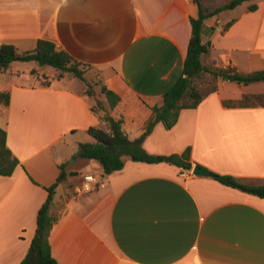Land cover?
Listing matches in <instances>:
<instances>
[{
	"label": "crops",
	"instance_id": "obj_1",
	"mask_svg": "<svg viewBox=\"0 0 264 264\" xmlns=\"http://www.w3.org/2000/svg\"><path fill=\"white\" fill-rule=\"evenodd\" d=\"M253 3L257 8L248 10ZM197 13L193 0H0V44L25 51L50 40L99 69L102 85L120 96L110 108L74 77L44 86L36 76L45 72L34 66L13 61L0 69V91L10 93L8 105H0V128L19 161L11 175H0V264L25 256L60 164L66 176L50 204L56 220L48 235L58 264H264V197L168 162L126 158L120 170L105 174L94 159L72 158L79 142L94 141L88 127L107 128L105 114L121 118L131 139L143 132L150 107L162 104L182 73L189 18ZM201 41L210 42L201 56L207 67L264 70V0L205 18ZM215 85L196 107L181 109L171 128L157 122L142 147L157 155L189 148L191 167L264 184V103H223L264 98V80L217 78ZM97 100L106 110L92 111ZM86 173L104 186L81 192Z\"/></svg>",
	"mask_w": 264,
	"mask_h": 264
},
{
	"label": "trees",
	"instance_id": "obj_2",
	"mask_svg": "<svg viewBox=\"0 0 264 264\" xmlns=\"http://www.w3.org/2000/svg\"><path fill=\"white\" fill-rule=\"evenodd\" d=\"M244 1L247 0H229L212 10H208L202 7L201 0H193L197 5L198 13L196 17L189 18L191 36L187 46L182 73L173 85L163 93L162 104L150 107L151 115L143 132L138 137L131 139L121 128V118H114L109 114H105L103 119L106 122L107 128L104 129L98 126L88 127L86 131L94 141L79 142L77 152L72 158L94 159L99 162L105 174L120 170L126 158L147 163L168 162L189 170L191 168L189 148H186L181 154H149L143 149L142 142L157 122H161L167 129L171 128L176 123L181 109L196 107L206 94L216 89V85H214L210 89L201 92L194 83L196 79L202 77L205 73L211 74L214 78L242 84L264 80V70L241 73L233 67L210 68L203 65L201 61V56L208 53L210 47V42L203 43L201 41L203 20L220 11L232 9ZM256 8L257 5L255 3L248 6V10L250 11ZM234 20L228 21L224 25L223 30H226ZM13 61H34L39 66H51L54 74L51 77H47L46 75H42L41 77V85L44 86H48L52 80L64 76L84 81L82 67H88L47 39H38L33 49L25 51L18 50L15 45L10 43L0 44V69H8ZM86 93L94 95L88 89ZM100 95L104 96L110 108H113L120 100L119 95L104 85L100 88ZM9 99V91H0V105H8ZM223 103L228 106H252L263 104L264 98L261 94L243 95L240 100H226ZM98 109L106 110L99 100L92 107V111L96 112ZM18 162V159L7 146L6 131L0 128V175H11ZM59 169L60 172L56 181L50 186L45 187L47 197L38 209L34 236L31 239L25 256L18 264H58L51 255L48 235L52 224L56 220V217L52 216L49 212L50 204L57 185L66 176L64 164H60ZM212 174L213 178L224 185L264 197V184L246 183L229 174L215 172H212Z\"/></svg>",
	"mask_w": 264,
	"mask_h": 264
},
{
	"label": "rangeland",
	"instance_id": "obj_3",
	"mask_svg": "<svg viewBox=\"0 0 264 264\" xmlns=\"http://www.w3.org/2000/svg\"><path fill=\"white\" fill-rule=\"evenodd\" d=\"M227 1L229 0H201V3L204 9L212 10ZM20 65L26 68L30 66H34L36 70H38L39 72L43 70V72H45L43 73V75H46L47 77H51L54 74V70L51 66H44L42 68L31 61H20ZM82 69H83V76L85 80L82 81L78 78H73L74 83H77L78 85H83L86 90L88 89L91 92H93L94 96L100 97L101 96L100 88L102 86L100 70L96 68H92V67H86V66H83ZM22 80L23 79H21V81ZM41 80L42 78L39 77V75H37L36 81L41 83ZM216 80L217 78H214L211 74L205 73L202 77L196 79L194 83L198 86L199 90L203 92L213 87L215 85Z\"/></svg>",
	"mask_w": 264,
	"mask_h": 264
},
{
	"label": "built area",
	"instance_id": "obj_4",
	"mask_svg": "<svg viewBox=\"0 0 264 264\" xmlns=\"http://www.w3.org/2000/svg\"><path fill=\"white\" fill-rule=\"evenodd\" d=\"M103 186L104 181L101 179V177L92 173H86L82 175V186L80 189L81 192H90Z\"/></svg>",
	"mask_w": 264,
	"mask_h": 264
},
{
	"label": "water",
	"instance_id": "obj_5",
	"mask_svg": "<svg viewBox=\"0 0 264 264\" xmlns=\"http://www.w3.org/2000/svg\"><path fill=\"white\" fill-rule=\"evenodd\" d=\"M191 173L197 176H211V177L213 176L211 171L200 166L199 164H195L191 167Z\"/></svg>",
	"mask_w": 264,
	"mask_h": 264
}]
</instances>
